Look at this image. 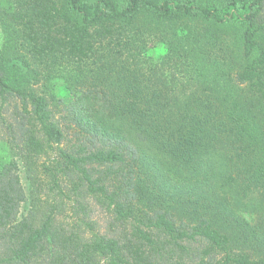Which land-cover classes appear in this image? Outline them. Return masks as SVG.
Masks as SVG:
<instances>
[{
    "label": "trees",
    "instance_id": "1",
    "mask_svg": "<svg viewBox=\"0 0 264 264\" xmlns=\"http://www.w3.org/2000/svg\"><path fill=\"white\" fill-rule=\"evenodd\" d=\"M0 264H264V0H0Z\"/></svg>",
    "mask_w": 264,
    "mask_h": 264
},
{
    "label": "rangeland",
    "instance_id": "2",
    "mask_svg": "<svg viewBox=\"0 0 264 264\" xmlns=\"http://www.w3.org/2000/svg\"><path fill=\"white\" fill-rule=\"evenodd\" d=\"M1 43H2V39H1V35H0V45H1Z\"/></svg>",
    "mask_w": 264,
    "mask_h": 264
}]
</instances>
